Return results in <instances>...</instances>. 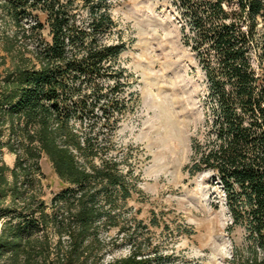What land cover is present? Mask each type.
<instances>
[{
    "label": "trees",
    "instance_id": "trees-1",
    "mask_svg": "<svg viewBox=\"0 0 264 264\" xmlns=\"http://www.w3.org/2000/svg\"><path fill=\"white\" fill-rule=\"evenodd\" d=\"M172 4L206 93L203 131L191 139L184 171L190 178L212 174L231 226L247 234L248 257L230 264H264V0ZM109 6V0H0V22L15 30L10 37L0 26V44L12 62L0 72V153L15 155L12 168L0 159V264H163L147 227L121 217L136 192L130 174L121 173L117 160L98 156L93 124L84 132L75 125L92 120L109 88L104 77L123 49L101 41L113 25ZM80 8L85 22L76 19ZM43 30L47 42L39 40ZM27 40L34 50L19 45ZM100 113L109 122L111 115ZM42 157L63 186L48 204L41 199ZM150 226L157 227L154 218ZM112 229L115 238L105 239ZM122 247L127 256L106 259Z\"/></svg>",
    "mask_w": 264,
    "mask_h": 264
},
{
    "label": "rangeland",
    "instance_id": "rangeland-1",
    "mask_svg": "<svg viewBox=\"0 0 264 264\" xmlns=\"http://www.w3.org/2000/svg\"><path fill=\"white\" fill-rule=\"evenodd\" d=\"M109 4L113 25L101 41L123 49L104 80L106 87L118 88L114 93L109 88L103 91L106 97L99 100L92 120L75 125L84 132L93 124L98 156L117 160L121 173L130 174L136 192L123 204L121 217L147 227L163 264H230L235 256L248 257L247 234L244 228L231 226L218 182L210 173L190 178L184 171L192 156L191 139L201 138L203 131L206 93L195 54L185 45L181 14L172 0H109ZM37 19L44 23L41 14ZM76 19L85 22L86 10L78 9ZM0 26L14 36L15 30L2 22ZM39 40L48 41L46 30ZM19 45L28 51L35 48L33 40ZM0 58L4 59L0 72L12 68L1 44ZM114 102L116 108L111 106ZM102 109L111 115L109 122H104ZM6 136L7 132L1 142L7 141ZM0 154L12 168L15 155L5 148ZM93 163L98 166V158ZM39 165L44 175L41 199L48 204L63 186L44 157ZM152 218L157 227L150 226ZM115 236L112 229L104 238ZM127 254L128 247H122L106 259Z\"/></svg>",
    "mask_w": 264,
    "mask_h": 264
},
{
    "label": "built area",
    "instance_id": "built-area-1",
    "mask_svg": "<svg viewBox=\"0 0 264 264\" xmlns=\"http://www.w3.org/2000/svg\"><path fill=\"white\" fill-rule=\"evenodd\" d=\"M73 122H71V124H72ZM80 143H81V146H83V139L82 138H80ZM70 152L76 157V160L78 161V162H80V159L78 158V155H77V152L75 151V150H72V149H70ZM261 257V254H260V252L258 251V258H260Z\"/></svg>",
    "mask_w": 264,
    "mask_h": 264
}]
</instances>
